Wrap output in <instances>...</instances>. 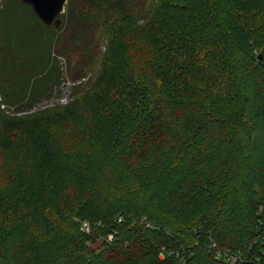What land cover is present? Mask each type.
I'll list each match as a JSON object with an SVG mask.
<instances>
[{"label":"trees","instance_id":"trees-1","mask_svg":"<svg viewBox=\"0 0 264 264\" xmlns=\"http://www.w3.org/2000/svg\"><path fill=\"white\" fill-rule=\"evenodd\" d=\"M18 4L44 53L15 52ZM68 15L103 49L66 104L0 108V264H264V0H66L56 28L1 0L3 107L59 84Z\"/></svg>","mask_w":264,"mask_h":264},{"label":"rangeland","instance_id":"rangeland-1","mask_svg":"<svg viewBox=\"0 0 264 264\" xmlns=\"http://www.w3.org/2000/svg\"><path fill=\"white\" fill-rule=\"evenodd\" d=\"M1 2V0H0ZM7 28L11 35L17 36L21 34V42L15 45V52H19L20 59H25L28 55L36 53L38 49L43 53L47 48V40L49 34L45 33L40 38L36 34L37 25L30 18L29 11L26 7L15 5L9 7L6 11ZM63 29L58 33L56 39H52L50 50H55L59 53V61L63 68L62 79L57 86H53L51 94L48 98H44L33 107L27 108V111H18L13 107H3L5 113L9 115L19 116L25 112H32L34 109L54 104L64 105L68 102L71 93V85L77 82H86L93 73L96 66V57L103 49L102 31L98 22H90L87 25L70 22L68 15ZM100 18V16L95 17ZM42 34V33H41ZM17 57V56H16ZM84 88V87H83ZM82 88V89H83ZM85 224V223H84Z\"/></svg>","mask_w":264,"mask_h":264},{"label":"water","instance_id":"water-1","mask_svg":"<svg viewBox=\"0 0 264 264\" xmlns=\"http://www.w3.org/2000/svg\"><path fill=\"white\" fill-rule=\"evenodd\" d=\"M20 2L30 6L34 15L44 25H52L56 28V16L63 11V6L66 0H19ZM260 54L257 55V59Z\"/></svg>","mask_w":264,"mask_h":264},{"label":"built area","instance_id":"built-area-1","mask_svg":"<svg viewBox=\"0 0 264 264\" xmlns=\"http://www.w3.org/2000/svg\"><path fill=\"white\" fill-rule=\"evenodd\" d=\"M84 229L87 230V226H84ZM108 240H110L112 238V234H108L106 237ZM213 245V244H211ZM167 254V255H173L176 256L177 253L173 252V251H165L164 248H160L159 252H158V257L159 258H163V256ZM215 257H220L222 256L223 259L229 263H233V262H240L241 261V257L239 254H233V253H228L226 251H215L214 253ZM179 264H182V259H179Z\"/></svg>","mask_w":264,"mask_h":264}]
</instances>
